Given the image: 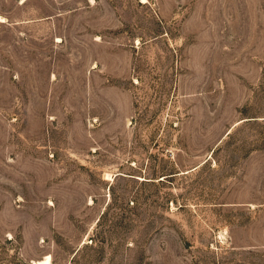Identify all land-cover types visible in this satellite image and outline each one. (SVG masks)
Segmentation results:
<instances>
[{
    "label": "rangeland",
    "instance_id": "rangeland-1",
    "mask_svg": "<svg viewBox=\"0 0 264 264\" xmlns=\"http://www.w3.org/2000/svg\"><path fill=\"white\" fill-rule=\"evenodd\" d=\"M264 264V0H0V264Z\"/></svg>",
    "mask_w": 264,
    "mask_h": 264
},
{
    "label": "bare ground",
    "instance_id": "bare-ground-1",
    "mask_svg": "<svg viewBox=\"0 0 264 264\" xmlns=\"http://www.w3.org/2000/svg\"><path fill=\"white\" fill-rule=\"evenodd\" d=\"M47 260L48 259L46 258V259H44L42 261L35 262V264H46Z\"/></svg>",
    "mask_w": 264,
    "mask_h": 264
}]
</instances>
